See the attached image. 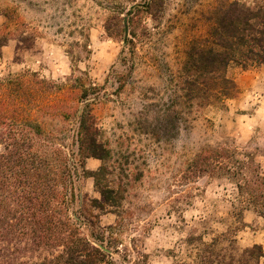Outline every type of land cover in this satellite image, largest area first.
I'll return each instance as SVG.
<instances>
[{
    "label": "rangeland",
    "instance_id": "1",
    "mask_svg": "<svg viewBox=\"0 0 264 264\" xmlns=\"http://www.w3.org/2000/svg\"><path fill=\"white\" fill-rule=\"evenodd\" d=\"M231 1L260 0H0L14 41L0 49V78L37 73L61 86L54 98L69 107L60 110L74 112L87 96L111 150L101 187L114 190L115 202H104L93 178L80 177L71 206L82 235L108 252L100 264H200L201 242L215 238L222 259L213 264H230L231 254L245 264L243 251L254 245L264 251V218L238 215L233 185L189 166L210 145L251 156L264 175V65L231 67L237 93L224 105L199 107L182 91L187 40L205 33L213 7ZM167 116L171 135L159 131ZM44 121L57 145L72 147L74 115ZM27 248L17 246L14 264L62 250Z\"/></svg>",
    "mask_w": 264,
    "mask_h": 264
},
{
    "label": "trees",
    "instance_id": "2",
    "mask_svg": "<svg viewBox=\"0 0 264 264\" xmlns=\"http://www.w3.org/2000/svg\"><path fill=\"white\" fill-rule=\"evenodd\" d=\"M210 13L205 33L187 40L181 68L184 99L199 107L224 105L234 98L237 84L229 75L231 67L264 65V0L254 4L225 2ZM5 18L0 49L11 38L8 27L12 18L8 14ZM59 91L61 86L35 72L0 78V264H14L20 243H27V250L35 252L62 249L32 264H100L107 260L108 252L79 231L81 220L71 212V206L79 198L76 182L80 177L93 178L104 202H115L114 190L101 187L111 150L101 138L92 100L85 96L74 112L73 108L60 110L58 106L66 104L55 100ZM73 115L77 124L74 149L66 151L55 143L57 138L47 131L44 119L60 116L68 121ZM171 118L167 116L159 127L164 135L173 131ZM90 158L103 163L95 172L86 169ZM189 166L198 175L209 174L232 184L231 203L238 215L252 210L264 218V175L251 156L237 149L205 145ZM217 242V238L209 244L201 242L200 264L221 261ZM243 252L245 264L250 258L264 257L260 245ZM229 259L230 264L237 261L232 254Z\"/></svg>",
    "mask_w": 264,
    "mask_h": 264
},
{
    "label": "crops",
    "instance_id": "3",
    "mask_svg": "<svg viewBox=\"0 0 264 264\" xmlns=\"http://www.w3.org/2000/svg\"><path fill=\"white\" fill-rule=\"evenodd\" d=\"M5 21H6V18L0 12V28L4 25ZM12 42H14V41L12 40V38H10L8 40L7 44L2 47V54L6 51V49H9ZM100 165H101V163H100V160H98V159L90 158V159L86 160V169L88 171H91V172L96 171V170H98Z\"/></svg>",
    "mask_w": 264,
    "mask_h": 264
},
{
    "label": "water",
    "instance_id": "4",
    "mask_svg": "<svg viewBox=\"0 0 264 264\" xmlns=\"http://www.w3.org/2000/svg\"><path fill=\"white\" fill-rule=\"evenodd\" d=\"M126 24V23H125ZM127 32H128V27L126 25V35H127ZM127 37V36H126ZM127 38H125V41H126Z\"/></svg>",
    "mask_w": 264,
    "mask_h": 264
}]
</instances>
